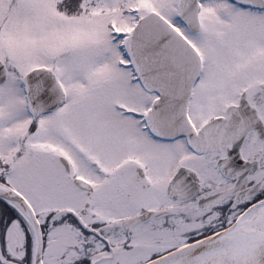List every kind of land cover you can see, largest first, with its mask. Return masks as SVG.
I'll return each instance as SVG.
<instances>
[{
  "label": "snow or ice",
  "instance_id": "snow-or-ice-1",
  "mask_svg": "<svg viewBox=\"0 0 264 264\" xmlns=\"http://www.w3.org/2000/svg\"><path fill=\"white\" fill-rule=\"evenodd\" d=\"M0 264H264V0H0Z\"/></svg>",
  "mask_w": 264,
  "mask_h": 264
}]
</instances>
